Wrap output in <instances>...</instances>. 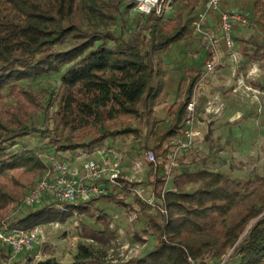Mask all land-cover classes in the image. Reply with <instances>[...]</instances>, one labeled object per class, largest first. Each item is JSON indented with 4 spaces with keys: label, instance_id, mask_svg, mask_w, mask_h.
Instances as JSON below:
<instances>
[{
    "label": "trees",
    "instance_id": "1",
    "mask_svg": "<svg viewBox=\"0 0 264 264\" xmlns=\"http://www.w3.org/2000/svg\"><path fill=\"white\" fill-rule=\"evenodd\" d=\"M200 2L171 0L177 10L164 19L154 12L133 13V0H0V92L7 91L6 96L17 101L15 107L0 111V227L22 192L45 169L34 150L18 146L29 134L48 138L52 151L70 154L100 147L107 138L130 136L139 141L140 152H153L157 165L155 171L150 165L154 180L149 184L160 198L164 183L160 173L170 143L181 134L186 105L203 66L212 60L207 45L199 65L187 69L178 81V100L168 104L163 56L173 45L194 39L195 18L187 15ZM247 8L264 34V0H249ZM239 43L247 62L264 59V37L261 42ZM47 75L58 76L59 81L47 100L46 112L52 113L45 117V130L28 129L30 115L43 106L38 95L19 83ZM171 183L176 192L164 194L166 214L134 200L136 218L141 220L140 234L134 238L150 245L118 264H264V163L260 174L248 178L209 169L182 170L174 172ZM119 193L130 196L127 187ZM115 196L112 192L104 198L132 210ZM99 199L83 208L43 206L7 229L63 224L74 209L93 218L88 207ZM95 221L100 230L81 224L79 234L91 244H78L74 260L65 264H113L105 252L117 240L118 230L110 229L111 219L104 213ZM44 253L47 258L35 264H63L50 248Z\"/></svg>",
    "mask_w": 264,
    "mask_h": 264
},
{
    "label": "rangeland",
    "instance_id": "2",
    "mask_svg": "<svg viewBox=\"0 0 264 264\" xmlns=\"http://www.w3.org/2000/svg\"><path fill=\"white\" fill-rule=\"evenodd\" d=\"M169 1L171 4V0ZM204 2L206 0H201L199 6L187 16L196 18L204 10ZM248 4L249 0H221L220 2L222 12L235 10L246 14L248 25L246 27L235 25L233 28L232 38L234 50L237 53V64L232 63L230 60L222 40L215 39L219 60L209 76L210 80L208 83L205 82L201 88L205 95L201 97L204 103L200 106L197 114L198 122L196 126L201 132L202 138L192 152L179 160V167L175 171L187 170L192 172L209 169L232 178H248L251 174H260L261 172L264 163V88H262L264 86V59L260 62H247L242 56L243 47L239 42L240 39L244 41L256 39L261 42L264 34L247 11ZM176 10V6H171L166 10L168 14L164 16V19L173 17ZM182 12L187 14L189 9H183ZM207 45L203 39L194 37L193 40L173 45L164 54V66L168 74L166 79V92L169 96L168 104L178 100L176 95L178 81L184 76L187 69H194L198 66L199 56L206 50ZM251 48L253 47L251 46ZM234 70L236 71L235 74L233 73ZM236 78H239L241 82ZM19 84L22 87H28L38 95L43 106L40 111L30 115L26 128L33 127L38 130H45V117L52 113V109L46 112L47 100L48 96L55 94L58 89V76L47 75ZM7 94V91L0 92V97H2L0 98V111H3L6 107L17 105V101L14 98L7 97ZM209 98H215L214 105H205ZM160 109L161 107L157 108L159 117L162 116ZM48 142V138L41 139L37 135L29 134L23 140H20L18 146L24 144L27 149L34 150L43 162H48L50 156L57 158L58 153L70 154L68 152L52 151ZM103 143L100 148L120 151L126 158V163L142 162L145 167L146 164L143 159L145 150L139 151L141 150L139 141L130 136H125L115 139L107 138ZM16 147H13L12 150L17 149ZM72 154L75 155V153ZM162 171L160 174L163 178ZM147 172L148 167L146 165L143 175L141 177L139 175L133 180L134 182H142V186L138 188H144L146 193L151 191L152 188L149 183L154 180L153 173L150 175ZM124 173L122 179L127 176L128 171H124ZM39 175H36L33 179L32 185L38 180ZM30 188L22 192L19 202L7 216L5 224L0 227V234H5V227L8 228L9 224H14L23 219L29 211L43 206H56L57 203L48 199L43 200L34 207L21 205V199ZM112 192L116 195L115 197L123 200L124 204H129L132 210L127 211V207L116 206L106 198H101L89 205L88 210L93 214V218L79 214L78 209H74L75 213L63 224L52 222L59 224L57 229L49 227L45 229L47 234L44 243L26 248L19 254L12 255L0 240V264H35L37 261L47 258V255H44L45 248H50L53 256L59 262L63 264L72 262L77 254L78 244H91L79 237L81 224L91 229L100 230L101 225L95 221V217L100 213L106 214L111 219V230H119V232L117 231V240L106 249L105 259L107 261H112L113 264L125 262L132 258L136 247L138 251L141 247H144L139 254L144 253L146 247L150 244L147 243L146 246H142L143 244L134 238L135 234H140L141 226V220L136 218L138 211V206L134 203L136 196L133 194L132 197H126L119 193V189H114ZM83 205L86 206L82 203L74 206L83 208ZM129 216H132V221L128 222ZM93 246L99 249V246Z\"/></svg>",
    "mask_w": 264,
    "mask_h": 264
},
{
    "label": "built area",
    "instance_id": "3",
    "mask_svg": "<svg viewBox=\"0 0 264 264\" xmlns=\"http://www.w3.org/2000/svg\"><path fill=\"white\" fill-rule=\"evenodd\" d=\"M133 2V11L144 15L154 12L157 16L164 17L168 14L166 10L171 7L169 0H133ZM220 2L221 0H206L204 10L191 23L193 36L203 39L208 44V51L213 62H207L203 66L200 79L186 105V118L181 134L170 143L167 160L162 171L164 183L160 198L157 199L152 186L151 191L146 193L144 188H138L142 186V182L133 181L137 176L143 175L146 165L148 172L150 165L155 171L157 162L151 150L143 152V159L146 164L144 167L142 162L126 163L127 160L120 151L96 147L90 151H79L75 155L58 153L57 158L50 156L48 162H44L45 169L41 176L21 199V205L34 207L48 199L57 203L58 208L63 209L67 205L87 204L94 198L101 199L110 195L114 189L121 190L122 187H127L130 196L132 197L133 194L136 196L135 200L157 207L162 214H166L162 206L164 194L176 192L171 180L175 170L179 167L178 162L182 156L192 152L202 138V134L196 126L197 114L200 106L204 103L201 97L205 95L201 88L214 71L219 60L215 39L222 40L230 60L237 64V53L234 50L232 38L233 28L235 25L240 27L248 25L246 14L235 10L222 12ZM233 73L235 74L236 71L234 70ZM236 80L241 82L239 78ZM212 99H207L205 105H214L215 98ZM124 171H128V174L122 179V175H125ZM148 172L147 174H149ZM132 184L138 185L132 188ZM129 221H132V216H129ZM48 227L57 229L59 224L49 223L31 229H7L5 227V234H0V240L12 255H16L26 248L44 243L47 234L45 229ZM136 248L132 257L137 256L144 247H141L140 251Z\"/></svg>",
    "mask_w": 264,
    "mask_h": 264
},
{
    "label": "crops",
    "instance_id": "4",
    "mask_svg": "<svg viewBox=\"0 0 264 264\" xmlns=\"http://www.w3.org/2000/svg\"><path fill=\"white\" fill-rule=\"evenodd\" d=\"M230 1H232V0H230ZM204 56H205V54H204V51L200 54V56H199V62H200V60L201 59H203L204 58ZM199 65V64H198ZM119 232V231H118Z\"/></svg>",
    "mask_w": 264,
    "mask_h": 264
}]
</instances>
